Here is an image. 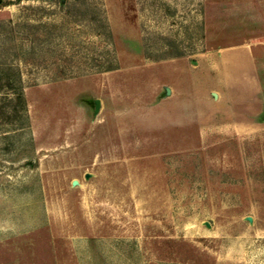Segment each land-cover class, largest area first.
I'll use <instances>...</instances> for the list:
<instances>
[{"label": "rangeland", "instance_id": "374dc122", "mask_svg": "<svg viewBox=\"0 0 264 264\" xmlns=\"http://www.w3.org/2000/svg\"><path fill=\"white\" fill-rule=\"evenodd\" d=\"M256 39L264 0H0V264H264Z\"/></svg>", "mask_w": 264, "mask_h": 264}, {"label": "crops", "instance_id": "0c3cea01", "mask_svg": "<svg viewBox=\"0 0 264 264\" xmlns=\"http://www.w3.org/2000/svg\"><path fill=\"white\" fill-rule=\"evenodd\" d=\"M225 63L227 93L239 92L237 99L243 107L251 109L253 115L260 114L264 111V41L256 39L235 45L227 50Z\"/></svg>", "mask_w": 264, "mask_h": 264}, {"label": "water", "instance_id": "95a60500", "mask_svg": "<svg viewBox=\"0 0 264 264\" xmlns=\"http://www.w3.org/2000/svg\"><path fill=\"white\" fill-rule=\"evenodd\" d=\"M100 108H101V101L99 99H96V112H98L100 110ZM90 175H91L90 173H87L86 177L90 178ZM77 183H78V181L74 180V184H77Z\"/></svg>", "mask_w": 264, "mask_h": 264}]
</instances>
